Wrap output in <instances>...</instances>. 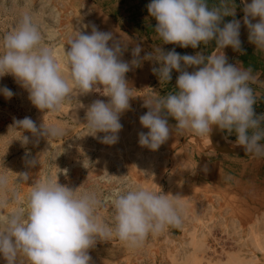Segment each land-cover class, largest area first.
<instances>
[{
    "label": "clouds",
    "instance_id": "9594fccd",
    "mask_svg": "<svg viewBox=\"0 0 264 264\" xmlns=\"http://www.w3.org/2000/svg\"><path fill=\"white\" fill-rule=\"evenodd\" d=\"M241 2L249 42L264 50V0ZM147 10L156 21L154 32L162 44L196 49L215 40V50L207 56L201 52L180 55L174 49L165 52L155 47L152 53L140 57L142 48L137 45L132 51L133 59L126 62L121 59L126 42L93 25L91 34L76 31L68 41L64 54L70 77L65 78L51 49L44 44L38 25L25 14L3 37L0 77L14 76L29 92L32 104L50 113L60 111L70 102L73 92L87 94L99 91L97 85L102 86V94L110 97V102L94 101L86 113V126L93 136L105 133L101 143L112 145L122 130L120 115L130 109L129 101L133 98L125 76L144 60L153 61L159 67L152 71L161 83L171 81L173 70L180 74L174 92L144 98L148 111L140 117V124L148 131L139 134L141 147L158 150L173 131L168 123L171 117L177 121L175 129L188 133L210 136L213 126L234 133L236 144L246 153L264 157V114L257 116L254 111L258 97L251 87L257 77L251 67L229 63L223 51L231 47L242 53L240 21L233 19L220 26L225 16H235V5L231 0H219L212 6L208 0H151ZM249 17H258L259 22L253 24ZM188 67L198 70L188 72ZM0 93L9 99L13 96L7 87L0 89ZM13 128L48 140L64 134L59 127L45 123L38 128L27 117L15 120ZM28 142L29 137L22 135V143ZM38 162L30 160L28 165L34 167ZM67 171L63 170L65 174ZM17 176L25 182L29 179L27 172ZM111 177L100 179L110 182ZM7 184V176L0 174V190ZM79 188L61 185L58 177L34 183L26 208H17L0 221V256L6 264H91L88 253L97 240L117 237L136 247L150 233L182 224L181 201L185 197L180 195L129 186L126 191L108 193L101 201L92 190L78 195ZM105 203L112 205L114 226L103 222L97 214L96 209Z\"/></svg>",
    "mask_w": 264,
    "mask_h": 264
},
{
    "label": "rangeland",
    "instance_id": "374dc122",
    "mask_svg": "<svg viewBox=\"0 0 264 264\" xmlns=\"http://www.w3.org/2000/svg\"><path fill=\"white\" fill-rule=\"evenodd\" d=\"M75 1L91 15L86 18L61 0H0V52L4 35L25 14L38 25L65 78L70 77L64 54L68 41L76 31L91 34L93 25L126 42L122 56L129 62L137 45L142 48L140 57L154 51L158 37L155 28H150L156 25L147 10L151 0ZM153 67L159 65L144 60L126 74L133 98L130 109L120 115L122 130L112 145L101 143L105 133L93 136L86 126L90 105L96 100L110 102V97L102 94V86L87 94L73 92L70 102L50 113L32 104L29 92L14 76L0 77V89L7 87L13 92L10 99L0 93V174L8 178L7 187L0 190V221L15 209L26 208L34 183L49 178L58 177L61 185L72 189L80 187L78 195L95 191L101 201L115 190L140 186L185 197L181 226L150 233L136 247L117 237L97 240L88 253L91 264H264V157L214 152L205 145L203 136L175 129L177 121L171 117L169 139L156 151L141 147L139 134L148 131L140 124V117L148 111L144 98L174 92L177 81L172 77L169 83H161ZM254 111L257 116L264 114L263 106ZM26 117L38 128L45 123L59 127L64 134L48 140L13 128L15 120ZM221 132L225 141L236 144L234 133ZM22 135L29 137L26 145ZM30 160L39 162L29 167ZM25 172L29 173L26 182L17 176ZM109 175L113 176L110 182L100 179ZM96 211L103 222L114 226L111 203ZM0 264H6L2 256Z\"/></svg>",
    "mask_w": 264,
    "mask_h": 264
},
{
    "label": "crops",
    "instance_id": "0c3cea01",
    "mask_svg": "<svg viewBox=\"0 0 264 264\" xmlns=\"http://www.w3.org/2000/svg\"><path fill=\"white\" fill-rule=\"evenodd\" d=\"M208 2L209 5L212 6L218 3L219 0H208ZM231 3L235 5V16L234 17L225 16L221 22L220 25L221 27H223L225 23H228L233 19L240 21V23L244 20V12H243L244 4L241 2V0H231ZM257 22H259L258 17L253 24ZM155 26L156 25L150 26V28L152 27L155 28ZM241 46H242V53L235 51L233 56L231 57L230 62L231 64L240 66L242 68L251 67L253 69V74L257 77V81L256 83L252 84L251 87L253 88L254 92L257 94L258 97V102L254 106V110L260 108L262 109V106L264 109V50L256 49V46L253 43L249 42V31L242 39ZM155 47H161L165 52L174 49L180 55H195L197 52H201L205 56H207L210 55L211 52L215 50L216 44H215V40H213L208 45L201 44L196 49H193L191 47L181 48L178 45L162 44L161 41H158V39H156ZM186 70L188 72H193L198 69L188 67ZM179 74L180 73L173 70L171 73V77L177 79Z\"/></svg>",
    "mask_w": 264,
    "mask_h": 264
},
{
    "label": "water",
    "instance_id": "95a60500",
    "mask_svg": "<svg viewBox=\"0 0 264 264\" xmlns=\"http://www.w3.org/2000/svg\"><path fill=\"white\" fill-rule=\"evenodd\" d=\"M245 3L250 4L251 0H245ZM249 19L251 20L252 23H254L257 18L253 19L249 17ZM243 21L240 23L241 24L240 36H239L240 41H242V39L248 32V29L247 27L244 26ZM223 51L228 58V62L231 63L230 60L235 51L231 47H226L223 49ZM206 137L209 139V143L206 142L207 147L214 152H217L220 154L241 156V157H258V156L246 153L242 146H234V145L227 144L225 139L223 138L221 130L216 126H213L210 136H204L205 139Z\"/></svg>",
    "mask_w": 264,
    "mask_h": 264
},
{
    "label": "bare ground",
    "instance_id": "6f19581e",
    "mask_svg": "<svg viewBox=\"0 0 264 264\" xmlns=\"http://www.w3.org/2000/svg\"><path fill=\"white\" fill-rule=\"evenodd\" d=\"M62 2H64V3H67V4H69L70 6H72V7H74V8H76L77 10H79L80 11V13H82V15L84 16V17H89L90 15H91V12L90 11H88V10H85V9H82V8H80L79 7V3L77 2V1H75V0H61ZM244 4V3H243ZM121 59L123 60V61H126V62H129V60L128 59H126V58H124L123 56L121 57ZM203 138H204V136H203ZM203 141H204V143H205V145H207V143L206 142H208L209 143V139L206 137V139L204 138L203 139ZM226 143L227 144H229V145H234V146H239V145H237V144H235V143H233V142H231V141H226ZM198 145V144H197ZM202 147L204 148V144H202ZM206 147V146H205ZM259 201H261V200H259ZM261 205V204H260ZM257 211V210H256ZM239 215V214H238ZM254 239H255V243L257 244V246H261V244H260V242H259V239L257 238V237H254ZM253 239V240H254ZM255 244V245H256ZM258 247V248H259ZM260 249H261V247H260ZM262 250V249H261Z\"/></svg>",
    "mask_w": 264,
    "mask_h": 264
}]
</instances>
